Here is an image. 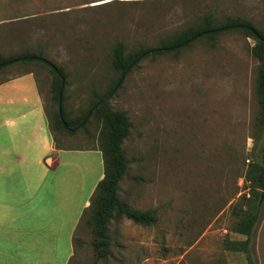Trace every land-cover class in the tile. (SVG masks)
Wrapping results in <instances>:
<instances>
[{
  "label": "rangeland",
  "instance_id": "rangeland-1",
  "mask_svg": "<svg viewBox=\"0 0 264 264\" xmlns=\"http://www.w3.org/2000/svg\"><path fill=\"white\" fill-rule=\"evenodd\" d=\"M206 15L215 23L246 19L263 29L264 0H0V54L29 52L54 62L65 74L64 114L71 120L87 114L73 133L52 124L56 145L99 149L101 120L92 107L107 97L110 108L130 122L122 142L128 169L119 198L156 213L151 225L112 219L110 254L99 259L91 227L81 220L66 264H246L245 254L227 247V240L246 237L231 226L233 207H244L242 196L249 191L243 175L257 156L258 63L250 50L255 40L227 31L214 45L199 39L178 52H149L120 80L112 64L118 42L129 53L155 48ZM25 71L36 75L53 123L54 75L47 66H7L0 81ZM94 156L68 153L78 162H92V177L103 170ZM262 194L252 237L254 264H264ZM19 240L3 247L0 264H47L48 250L33 234Z\"/></svg>",
  "mask_w": 264,
  "mask_h": 264
},
{
  "label": "crops",
  "instance_id": "crops-1",
  "mask_svg": "<svg viewBox=\"0 0 264 264\" xmlns=\"http://www.w3.org/2000/svg\"><path fill=\"white\" fill-rule=\"evenodd\" d=\"M73 152L102 162L99 149L56 146L33 71L0 83V255L6 244L33 234L48 250L47 264H66L73 232L103 176L100 169L92 177V162L68 158Z\"/></svg>",
  "mask_w": 264,
  "mask_h": 264
},
{
  "label": "trees",
  "instance_id": "trees-1",
  "mask_svg": "<svg viewBox=\"0 0 264 264\" xmlns=\"http://www.w3.org/2000/svg\"><path fill=\"white\" fill-rule=\"evenodd\" d=\"M227 31H239L255 40L250 50L258 63L255 77V96L258 104L257 133L255 135L257 156L255 159L251 158L249 160L243 175L244 180L249 182V191L242 196L244 207H233L235 218L231 226L232 231L241 233L246 237L236 241L227 240V247H233L245 254L246 264H254L252 237L261 214V198L264 192V28L259 29L251 21L237 18L215 23L212 15H206L201 23L171 35L160 41L155 48H140L129 53L125 51L123 43L118 42L113 47L112 64L120 73V80L129 71L130 67L146 53L178 52L199 39H206L214 45L217 37ZM25 62H40L52 71L56 107L50 116L53 123L50 122L47 115L50 127L52 129L53 124L56 130L73 133L76 127L86 121L87 114L82 118L71 120L64 114L61 102L62 117H60L58 110L59 88L62 78L65 76L62 68L40 54L29 52L8 56L0 54V70L7 66ZM6 80L8 78L1 80L0 83ZM111 92L112 89L109 93ZM92 109L93 114L101 120L98 139L103 162V176L97 182L89 204L83 210L79 222L82 220L86 226L91 227L93 233L91 245L95 257L99 259L110 254L109 223L112 219L122 216L138 224L151 225L156 222V213L154 210L134 208L120 199L118 195L119 183L127 175L128 169V160L122 149V142L129 135L130 129L127 116L122 111L112 110L109 104L103 101V98L96 101ZM56 146L60 147L59 145ZM247 194H249L248 197Z\"/></svg>",
  "mask_w": 264,
  "mask_h": 264
},
{
  "label": "water",
  "instance_id": "water-1",
  "mask_svg": "<svg viewBox=\"0 0 264 264\" xmlns=\"http://www.w3.org/2000/svg\"><path fill=\"white\" fill-rule=\"evenodd\" d=\"M63 78H62V81H61V84H60V88H59V98H58V110H59V114H60V117H62V114H61V102H62V87H63ZM107 97L103 98V101L106 100Z\"/></svg>",
  "mask_w": 264,
  "mask_h": 264
}]
</instances>
